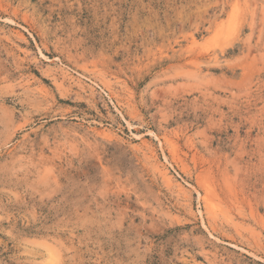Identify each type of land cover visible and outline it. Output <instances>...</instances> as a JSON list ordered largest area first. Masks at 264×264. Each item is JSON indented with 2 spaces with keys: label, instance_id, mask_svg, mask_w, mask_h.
Listing matches in <instances>:
<instances>
[{
  "label": "rangeland",
  "instance_id": "obj_1",
  "mask_svg": "<svg viewBox=\"0 0 264 264\" xmlns=\"http://www.w3.org/2000/svg\"><path fill=\"white\" fill-rule=\"evenodd\" d=\"M0 264H264V0H0Z\"/></svg>",
  "mask_w": 264,
  "mask_h": 264
}]
</instances>
